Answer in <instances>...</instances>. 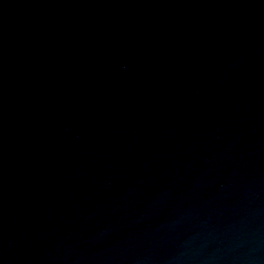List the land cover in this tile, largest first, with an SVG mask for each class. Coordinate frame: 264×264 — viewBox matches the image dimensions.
<instances>
[{"label": "water", "instance_id": "obj_1", "mask_svg": "<svg viewBox=\"0 0 264 264\" xmlns=\"http://www.w3.org/2000/svg\"><path fill=\"white\" fill-rule=\"evenodd\" d=\"M0 264H264V0H126L1 79Z\"/></svg>", "mask_w": 264, "mask_h": 264}]
</instances>
